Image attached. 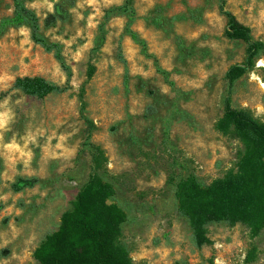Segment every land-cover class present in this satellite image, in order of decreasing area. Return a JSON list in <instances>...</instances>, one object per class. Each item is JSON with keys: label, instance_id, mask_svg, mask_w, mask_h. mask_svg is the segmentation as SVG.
Listing matches in <instances>:
<instances>
[{"label": "rangeland", "instance_id": "obj_1", "mask_svg": "<svg viewBox=\"0 0 264 264\" xmlns=\"http://www.w3.org/2000/svg\"><path fill=\"white\" fill-rule=\"evenodd\" d=\"M123 2L24 0L66 69L25 26L0 34V264H37L34 249L90 172L80 85L94 125L89 141L103 152L98 174L112 187L106 204L121 214L120 242L133 264H264V224L252 232L209 223V243L195 247L174 195L187 175L206 184L234 168L242 145L214 123L223 72L241 61L243 42L223 36L217 0H130V13L114 9ZM223 2L263 43L253 68L233 82L231 105L264 121V0ZM11 12V0H0V18ZM20 75L67 88L34 98L10 87Z\"/></svg>", "mask_w": 264, "mask_h": 264}, {"label": "trees", "instance_id": "obj_2", "mask_svg": "<svg viewBox=\"0 0 264 264\" xmlns=\"http://www.w3.org/2000/svg\"><path fill=\"white\" fill-rule=\"evenodd\" d=\"M130 0L114 8L130 11ZM12 12L0 18V34L8 27L23 25L28 29L31 41L64 66L58 45L47 41L39 32L37 18L24 5V0H11ZM217 10L224 17L222 34L227 39L240 40L244 44L240 62L229 64L223 72L225 87L221 98V114L214 127L222 134L236 137L242 149L237 153L234 168L203 184L193 175H187L175 184L177 212L186 218L192 243L195 247L209 243L206 225L222 222L227 225L243 223L252 232L264 224V121L254 118L247 110L231 105L233 82L253 68L261 55L263 43L253 39L249 28L236 20L217 0ZM52 16L44 20L47 26ZM129 37L141 46L134 32L126 30ZM116 57L123 63L119 52ZM93 67L87 66L86 78ZM10 87L22 94L42 98L48 93L66 90V84L53 83L39 75H20L12 79ZM83 86L77 91L78 116L83 122L82 144L89 150V169L85 181L76 190L70 206L61 212L56 228L45 234L33 251L37 264H133L120 242L121 214L109 207L106 199L111 195V185L103 180V152L89 141L94 129L92 121L84 114ZM1 95V94H0ZM22 182H14L17 188Z\"/></svg>", "mask_w": 264, "mask_h": 264}]
</instances>
